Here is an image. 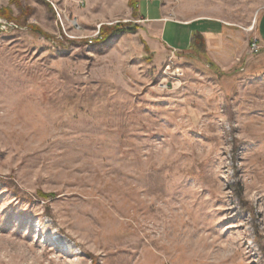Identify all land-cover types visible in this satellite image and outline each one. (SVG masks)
<instances>
[{"label": "rangeland", "instance_id": "1", "mask_svg": "<svg viewBox=\"0 0 264 264\" xmlns=\"http://www.w3.org/2000/svg\"><path fill=\"white\" fill-rule=\"evenodd\" d=\"M128 2L0 0V264H264V0L160 55Z\"/></svg>", "mask_w": 264, "mask_h": 264}, {"label": "crops", "instance_id": "2", "mask_svg": "<svg viewBox=\"0 0 264 264\" xmlns=\"http://www.w3.org/2000/svg\"><path fill=\"white\" fill-rule=\"evenodd\" d=\"M135 1L136 8L134 16L137 18V23L140 25L139 29L143 41H145L146 45L155 54H162L165 51V46L168 48H174L175 50H190L195 47L196 38L202 37L201 39H203L206 44V42H209L214 35L220 36V34H222L219 28L223 27L222 24L225 22L219 21L220 19L213 18L208 14L202 13L199 15H188L184 17L185 19L179 20L168 17V4H162L161 2H158L159 0H153L158 3L154 14H149L151 11L146 7L145 13L140 9L139 2L144 0ZM168 24H174L176 31L180 28L184 30L185 37L182 39V42L177 40V33L167 37L166 27H168ZM252 26L253 29H255V37H258L260 44L263 47L262 49H264V9L261 10V13ZM253 29L249 28L245 31H251ZM227 51L231 54L235 53V51L233 52L229 48Z\"/></svg>", "mask_w": 264, "mask_h": 264}, {"label": "built area", "instance_id": "3", "mask_svg": "<svg viewBox=\"0 0 264 264\" xmlns=\"http://www.w3.org/2000/svg\"><path fill=\"white\" fill-rule=\"evenodd\" d=\"M58 14V19H60L61 17H60V13L58 12L57 13ZM62 23V31H59L60 33H62L63 35H59V38L61 39V40H63L64 38H63V36H66L67 37V39H86L88 36H86V37H84V38H82V37H76V36H74V35H72V34H69V33H67V32H65V28H64V26H63V22H61ZM72 25L76 28V29H79V25H78V23L77 22H72ZM4 28H6V27H4ZM250 29H253V26H251V28ZM97 34H98V32H95V34L93 35V36H91L90 38H89V40H88V44L89 43H91L92 44V42L94 41V38L97 36ZM262 45L260 44V42H259V40H258V38L257 37H254V38H252L251 40H250V43H249V48L247 49L248 50V52L249 53H251V54H256V53H258V51L260 52V51H262ZM264 50V49H263Z\"/></svg>", "mask_w": 264, "mask_h": 264}, {"label": "trees", "instance_id": "4", "mask_svg": "<svg viewBox=\"0 0 264 264\" xmlns=\"http://www.w3.org/2000/svg\"><path fill=\"white\" fill-rule=\"evenodd\" d=\"M136 1L135 0H129L128 4L135 10L136 8ZM125 27V29H130V31H134L136 30V26H116V28L114 30H117V31H121L123 28ZM122 28V29H121ZM105 29V28H104ZM109 34L108 33H105V30H102L101 31V38L100 39H105ZM45 195V194H44Z\"/></svg>", "mask_w": 264, "mask_h": 264}, {"label": "bare ground", "instance_id": "5", "mask_svg": "<svg viewBox=\"0 0 264 264\" xmlns=\"http://www.w3.org/2000/svg\"><path fill=\"white\" fill-rule=\"evenodd\" d=\"M249 29V28H248Z\"/></svg>", "mask_w": 264, "mask_h": 264}]
</instances>
